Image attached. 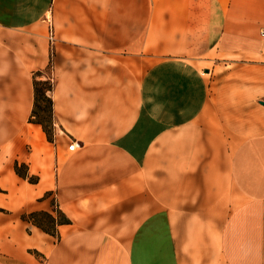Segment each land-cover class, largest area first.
Returning <instances> with one entry per match:
<instances>
[{
  "label": "crops",
  "instance_id": "1",
  "mask_svg": "<svg viewBox=\"0 0 264 264\" xmlns=\"http://www.w3.org/2000/svg\"><path fill=\"white\" fill-rule=\"evenodd\" d=\"M263 98L264 0H0V264H264Z\"/></svg>",
  "mask_w": 264,
  "mask_h": 264
},
{
  "label": "trees",
  "instance_id": "2",
  "mask_svg": "<svg viewBox=\"0 0 264 264\" xmlns=\"http://www.w3.org/2000/svg\"><path fill=\"white\" fill-rule=\"evenodd\" d=\"M34 84H35V106L33 109V116H37V114L39 112L38 109L41 106L40 101L42 99H45L49 105V113H50L51 122L53 121V124H54L53 100H52L51 95L48 93V91L52 90L53 83L50 81L46 82V81H42V80H35ZM44 84H47L48 86L45 87ZM35 121L42 124L45 132L47 133L48 139L52 140L53 134H51L50 131H48L45 123L41 120H35ZM53 127H54V125H53ZM15 169L19 175L27 178V176H28L27 172L23 171L21 169V166L16 164ZM29 180H34V178L29 177ZM22 217L24 219H28L34 225L38 226L39 228H41L44 231L49 232L51 234L57 233V227L59 224L70 222V219L59 209H56V215H54L52 212H49V211L37 210V211H32V212L27 213V214H23ZM46 222L50 223L52 226H50L48 228L45 225Z\"/></svg>",
  "mask_w": 264,
  "mask_h": 264
},
{
  "label": "rangeland",
  "instance_id": "3",
  "mask_svg": "<svg viewBox=\"0 0 264 264\" xmlns=\"http://www.w3.org/2000/svg\"><path fill=\"white\" fill-rule=\"evenodd\" d=\"M221 71V70H220ZM51 78H50V76L47 74L43 79H42V81H46V82H52L53 83V81H51L50 80ZM214 79H215V76H214ZM44 86L45 87H47L48 85L47 84H44ZM48 93H49V91H48ZM264 99V98H263ZM263 99H262V101H263ZM40 107H39V109H38V114H37V116H35L34 117V120H41V121H43L44 123H45V125L47 126V129H48V131H50V133L51 134H53V121L51 122V118H50V113H49V105H48V103H47V101L45 100V99H42L41 101H40ZM53 120V119H52ZM68 142H70V141H68ZM55 204V203H54ZM45 225L49 228L50 226H52L50 223H48V222H46L45 223ZM49 233V232H48ZM51 234V233H50ZM52 235H55V236H57V233L56 234H52Z\"/></svg>",
  "mask_w": 264,
  "mask_h": 264
},
{
  "label": "built area",
  "instance_id": "4",
  "mask_svg": "<svg viewBox=\"0 0 264 264\" xmlns=\"http://www.w3.org/2000/svg\"><path fill=\"white\" fill-rule=\"evenodd\" d=\"M53 32L50 33V37L53 38ZM264 103V99L262 101ZM78 146V143L76 141H71V143L69 144L68 148L71 150H74L76 147Z\"/></svg>",
  "mask_w": 264,
  "mask_h": 264
}]
</instances>
